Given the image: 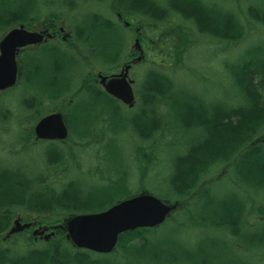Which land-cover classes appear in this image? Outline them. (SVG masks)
<instances>
[{
  "label": "trees",
  "instance_id": "1",
  "mask_svg": "<svg viewBox=\"0 0 264 264\" xmlns=\"http://www.w3.org/2000/svg\"><path fill=\"white\" fill-rule=\"evenodd\" d=\"M109 1L112 2L113 11L120 12L124 18L137 12L147 17L144 18L152 24V27H157L156 29L170 21L173 16L171 14L176 13L193 23L199 33L210 36L216 41L226 42V45L247 39L251 23L246 25V21L255 22L264 28V8L256 6L249 7L248 13L246 12L243 17L214 3V6H208L203 0H168L167 5L176 8L168 12L170 18L166 19L161 17V10L150 7L164 5L163 0H78V4L76 0H63L61 3L56 0V3L73 9L74 6H83L88 2ZM53 2L55 0H0V35L18 23H23L25 27L32 29L33 27H29V20L42 18L41 7ZM37 8L39 13L34 14ZM99 16L94 14L93 20L97 22L100 20ZM81 22L83 25L79 24L77 27L75 41L81 42L85 38L90 41L101 29V27L90 28L93 31L87 32V25L91 21L83 19ZM111 27L118 26L112 23ZM94 45L98 47L96 41ZM102 48L104 58L100 59H105L111 64L119 61L115 59L116 62H112L107 46L103 45ZM35 53L38 57L34 56ZM56 53L52 51V45L47 44L35 51L27 52L25 57L19 59V82L25 84L29 82L30 89L36 92L32 100L40 105L36 113L28 110L26 98L18 103L24 109L22 115L29 116V119H38L44 114L42 105L45 100L42 93L45 90L51 102L50 109L55 111L63 109L60 105L61 101L79 98L81 94L88 92V88L84 87L83 83L89 75L76 73L72 76L73 83L70 86V78L64 76V72L68 70L66 60L55 57ZM96 55L94 58H99ZM115 56L119 58L120 50ZM46 58L50 59L48 61L53 64L55 70L46 71V68H43ZM71 58L75 59L73 54ZM166 70L161 65L147 70L139 82L135 111L129 110L133 111L130 114L124 113L120 103L115 99L107 95L103 96L102 92L94 88L97 101L108 100L107 103L118 104L117 111L111 118L113 121L109 124L110 128L117 131L127 129V125L130 124L128 135L131 136L133 133L138 141L147 143V148L153 153L148 156L145 170H149V166L154 161L155 143L165 138L168 132L173 131L174 126L183 130H195L194 137L188 141L186 148L174 156L167 187L161 192L162 199L167 202L178 201L179 204L168 222L177 219L175 225L171 226L175 232L184 229L188 222L190 227L208 223L215 230L225 231L224 234L229 233V237L243 248L248 250L250 248L253 252L264 248V233L259 232L262 231L260 229L249 232L251 225L247 222L248 216L253 213L259 220L258 224H264V206L261 205L264 202V139L259 140V137L264 135V46L249 50L241 59L227 67L234 83L233 92L226 90V94L219 93V96L212 100L196 90L178 87L173 76ZM46 72L49 74L45 75ZM45 77L48 78L46 84H43ZM75 85L78 87L74 88ZM70 112L67 111L65 117L69 124L73 120L74 126L80 113L76 114L74 111L70 120ZM14 117L16 114H13L10 107L0 110V123L9 122L10 118ZM84 122L83 120L82 123L75 125L78 136L83 137L81 139L90 140L93 135H90L91 133L103 129L94 127L93 130L82 132ZM104 125L106 126L105 122ZM21 139L24 140L23 135ZM92 140L96 143V140L93 138ZM36 143L33 141L34 145ZM49 143L51 145L44 153V165L40 170L38 168V172L41 171L39 173L30 174L21 167L12 168L0 164V264H118L117 259L112 257L116 250L110 254L111 258L105 255L98 258L93 255L94 252L74 248L61 230L58 231L57 237L51 238L48 243L40 247L36 246L32 235L26 236L24 241L13 245L25 247L20 253L15 252L13 246L4 245L2 232L9 229L11 221L21 211L25 213V221H30L31 214L37 213L39 215L37 220L40 222L46 223L45 219L49 217L48 224H57L68 216L102 211L119 200L133 195L128 177L125 172L122 173L120 167L117 168L118 177L106 186L100 187L86 188L77 178L61 181L53 178L54 170H61L62 173L68 171V162L76 158V153L65 143L57 141H49ZM89 143L93 142L88 141L82 145ZM135 146L139 155H146L144 145L137 143ZM219 167L234 171L240 184L255 190L257 195L251 198L246 194L250 198V204L242 202L233 206L231 203L222 205L207 215L203 209H200L203 206L200 200L213 197L214 187L218 183L214 184L210 179L214 170ZM56 181L59 182L58 186ZM145 187L146 185L142 189L144 190ZM197 191L199 193L195 196ZM260 201L261 204L258 206ZM192 205H196L195 210L198 212L191 215ZM187 214L190 216H187L185 221L181 219V216ZM160 227L140 228L121 234L117 247L118 254L133 256L137 260L145 261L146 264H180L193 260V256L200 253L196 257L201 260L204 258L203 264H208L206 260L210 256L208 250L203 257L204 252L201 248L196 247L194 253H191V249H187L182 241H175L171 237L152 239V233H156ZM27 232L29 231L25 230L13 237L19 238ZM252 246L255 248L252 249ZM255 254L257 255L256 252Z\"/></svg>",
  "mask_w": 264,
  "mask_h": 264
},
{
  "label": "rangeland",
  "instance_id": "2",
  "mask_svg": "<svg viewBox=\"0 0 264 264\" xmlns=\"http://www.w3.org/2000/svg\"><path fill=\"white\" fill-rule=\"evenodd\" d=\"M62 1L63 0H58V3ZM167 1L168 0H163L162 2L166 5ZM203 1L204 4L208 6H214L215 4L216 6H221L223 9L235 11L243 17L246 12L248 13L249 7L251 6L264 8V0ZM58 3H56L55 0L53 3L47 4L44 7L42 6V18L37 20L34 19L33 21L29 20V27L34 28L35 25L41 24L42 21L47 19L57 20L61 26L68 29L69 27L72 29L73 26L76 25V20L78 22L82 19H89L91 23L87 25V32L93 31L90 28L94 29L95 27H101V29L97 31V35L93 32L94 36L92 37V42L89 43V45L92 46H95V41L98 43V47L95 46L97 48L95 55L98 54L96 56L99 58H88V63L85 64L83 55L79 53L77 49L68 48V46L73 47V40H69L68 46L66 44L67 48L62 47V49L56 53L55 57L58 56L66 60L65 63L66 66H68V70L67 68L65 69V71H67L64 72V76L70 78V86L73 83L72 76H75L76 73L78 75H82L87 71L88 73H94V71L96 73L99 72V69H102L103 72L110 73L114 69H117L121 61L130 58L131 51L134 53V28L129 29L124 26L123 22L116 17V11L113 12V6L111 5L112 2H88L86 5L78 6L81 8L78 12L67 6H59ZM76 4H78V0H76ZM38 10L39 8L33 13H39ZM94 14L100 15V20L97 22L93 20ZM137 14L138 13H136V15ZM136 15L133 13L129 15L128 18H124L133 22L134 25L137 23L142 25L140 42L142 43L145 54L141 62L137 63L130 73V76L136 81L135 88L139 87V81L143 78L147 70L153 67L157 68V66L160 67L161 65L173 76L178 87L196 90L209 100H212L218 97L219 93L226 94V90H229L228 92L230 93L233 92L234 83L228 73L227 67L234 63V61L241 59L249 50L257 46H264V28L252 21H246V25L247 23H251L250 32L246 40L240 43H230V45H226V42H219L210 36L199 33L193 23L183 19V17L181 18L177 14H174L170 18V21L163 23L158 29H156L157 27H152V24L140 15L138 17ZM164 18H168V16L165 15ZM112 23L114 26L118 27H111ZM79 24L83 25V22H79L78 26ZM187 33H189L188 36ZM3 34L4 33L0 35V38ZM103 45L107 46L109 55L112 56L111 61L116 62L119 60L118 62L111 64L105 61V59H100L104 58ZM163 49L164 51L162 52ZM119 50L120 56L117 58L115 55ZM72 54L75 59L71 58ZM24 55L25 53H20L19 59L22 58V56L24 57ZM34 56L38 57L37 53H35ZM180 57L182 59H179ZM115 59L116 61H114ZM48 60L50 59L44 61L43 68H46V71L55 70L53 64ZM103 61H105V63ZM48 74L47 72L45 73V75ZM47 78L48 77H45L43 79V84H46ZM35 93L36 92L30 89L29 82L26 84L22 82L2 92L0 95V110H6L10 107L13 114H16V117L10 118L9 122L0 123V164L12 168L21 167L23 170L26 169L29 171L30 174L41 172H38V168L40 170L44 165V153L51 145L49 142L39 141L36 145L33 144L35 140H33L34 131L32 127H34L37 120L40 118L34 121L33 119H29V116L26 117L24 114L22 115L24 109L18 105L20 101L26 98L29 106L28 110L36 112L37 107H40V105L38 106L32 100V98L36 96ZM102 95L106 97V95ZM42 96L45 100L42 105L44 106L47 103L46 100H48L46 90L42 93ZM95 97V89L89 88L88 92L81 94L79 98H73L74 104L71 112L69 110L71 108V103L67 106V103L64 104L60 102L64 110L61 111L65 113H67V111L68 113L70 112V120L73 118L74 111L76 114L80 113L77 115L78 117L76 118L75 125L82 123L84 120L85 122L82 126L84 130H81L82 132L93 130L94 127L103 129L91 133L90 135H93L90 140L89 138L81 139L83 137L78 136L72 120L70 122L71 131L69 139L67 140L68 143L65 144L73 148V151L76 153V158L69 160L68 171L62 173L61 170H54L52 177L56 178L58 181L77 178L81 180L86 188L93 186L100 187L106 186L116 179L118 177L117 175H119L117 168L120 167L123 171L122 173H126L129 186L133 193L140 192L143 190L142 187L146 185V190H151L150 192L161 197V192L167 187L174 156L176 153L182 152L186 148L188 141L194 137L193 134L195 130H183L174 126L173 131L168 132L165 138L155 143L154 161L149 166V170H145L148 156L150 153L151 155L153 153L150 148H147V143L138 141L136 135L133 133L131 136L128 135V131L130 132V124L127 125V129L123 128L113 131L109 124L113 121L111 118L114 117V112L117 111L116 107L118 104L112 102L107 103L109 102L108 100L97 101ZM100 98L102 99L103 97ZM119 105H121V109L124 113L130 114L135 111L134 109L133 111H129L125 104ZM50 108L51 106L48 105L42 109V112L44 113ZM22 135L24 136V140L21 139ZM92 138L96 140V143H94ZM263 139L264 135L259 137L260 141ZM88 141H92L93 143L82 145V143ZM137 143L141 146L144 145V154L146 155H139L137 153L138 149L136 150L135 146ZM138 156H140V160H138ZM120 175L123 176L122 174ZM211 178L210 181H212V183H218L214 187V195L212 198L200 200L203 205L200 209H203L207 215L211 214L222 205H230L231 203V206H233V204L242 202L250 204V198L246 196V194L250 195L251 198L257 195L255 190H251L245 184H240V181L236 178L235 172L232 170L228 171L226 168H216ZM58 181H56L57 186L59 185ZM198 193L199 191L196 192L195 196H197ZM260 204L261 201L258 202L257 205L259 206ZM261 205L264 206V202H262ZM195 206L196 205H192L190 207V209L192 208L191 215L198 212V210H195ZM38 216L37 213H32L31 221H36L38 224L51 225L47 223L49 217H46V223H42L40 220H37ZM187 216L189 217L190 214L181 216V219L185 221ZM17 217H22L24 220L25 213L22 211L19 212L11 221L9 229ZM175 221L168 222V220H166L163 223L165 225L162 224L163 227L159 226L160 228L158 231L152 233V239L157 237L159 240L163 237H171L175 241H182L187 249H191V253H194L196 247L201 248L204 252L203 257L204 255L206 256L208 250L210 255L206 258L208 264H241L242 262L243 264H264V248L254 252L250 248L249 250L243 248L238 245L237 241L229 237V233L224 234L225 231L215 230L208 225V223L197 227H190V222H188L185 228L183 227L184 229L175 232L173 227H171L175 225ZM247 222L251 225L248 230L249 232H256L260 229L262 231L259 232L264 233V224H258L259 220L253 213L248 216ZM9 229L3 231L2 235L5 236ZM30 235L31 232H27L19 238L10 237L8 240L4 241V245L7 247L13 246L16 242L24 241L26 236L29 237ZM57 236L58 234L53 238ZM35 243L36 246L40 247L48 242L38 239L35 240ZM13 247L15 252L18 253L25 250V247L21 245ZM168 248H170V246H168ZM254 248L255 247L252 246V249ZM117 254L118 248L112 255L113 258L117 259L118 264H146L145 261L137 260V258L133 256L124 253L120 255ZM93 255L98 258L104 257L97 252H94ZM197 255L193 256V260L180 264H203L204 258L201 260L196 257ZM105 256L111 258L110 255Z\"/></svg>",
  "mask_w": 264,
  "mask_h": 264
},
{
  "label": "water",
  "instance_id": "3",
  "mask_svg": "<svg viewBox=\"0 0 264 264\" xmlns=\"http://www.w3.org/2000/svg\"><path fill=\"white\" fill-rule=\"evenodd\" d=\"M45 41L44 32L30 31L24 25L11 29L0 40V92L12 88L19 78L17 54L20 49L40 44ZM136 46L140 47L139 39ZM143 52L137 60L141 61ZM130 65L121 73L108 76L99 74L100 82L105 90L127 104L135 105V94L128 80ZM38 139L65 140L69 135L68 126L61 112L51 113L41 118L35 126ZM178 207V202L170 203L161 198L143 191L129 198L121 200L106 210L94 213L78 214L65 220V224L55 226L64 228L66 236L76 247L86 248L100 253H109L117 245L119 237L126 231L137 228L158 227L171 216ZM32 223H22L20 218L8 235L29 228ZM47 228H38L34 234L43 235ZM54 233L46 234L48 240Z\"/></svg>",
  "mask_w": 264,
  "mask_h": 264
},
{
  "label": "flooded vegetation",
  "instance_id": "4",
  "mask_svg": "<svg viewBox=\"0 0 264 264\" xmlns=\"http://www.w3.org/2000/svg\"><path fill=\"white\" fill-rule=\"evenodd\" d=\"M167 4L166 5L159 4V5L150 6V7L155 8L156 10H161L162 11L161 17L164 18V16L167 15L168 18H170V15L168 14V12H170L171 10H174L176 8V6L168 7L170 5H167ZM74 7L75 8H73V9L76 10V12L80 11V9H81L80 7H77V6H74ZM136 13L134 12L135 15H136ZM119 14H120V12H117L116 17H118V19H120V21L123 22L124 26L128 27L129 29L133 28L132 25L130 24L133 22H129V21H127V19H124L123 17H119ZM174 14H176V13H172L171 15H174ZM139 15L141 16V14H139V13L136 16L138 17ZM141 17H145V16H141ZM145 18H147V17H145ZM82 20H80L78 22L76 20V25H74L72 29L70 27L68 29V28H65L64 26H61L57 20L47 19V20L42 21L41 24L35 25L36 28L34 27L33 30H37L40 32L43 31L45 34V38H46L45 41L39 45L38 44L37 45H31V46H27V47L21 49L18 53V56L20 55V53L22 54V53L32 52V51H35L36 49H38L39 47H41L42 45H47V44L52 45V51L54 53L60 51L62 49V47H66V44L68 46L69 40H73V38H77V36H75V33H77L78 23L81 22ZM141 29H142L141 24L137 23L134 25L135 40L137 38L141 39ZM77 41H76L77 44L75 45V41L73 40L72 41L73 47L68 46V48H76L77 51L83 55L84 63L87 64L88 60H89L88 58L95 57L94 54L96 51V47L89 45V43H91V40L88 41V39H86L83 42H80V41L77 42ZM140 45H141V48H137V47H135V45L133 46V52L134 53H132V51H131L130 58L120 62L119 66L116 69L117 71L114 69L112 72L107 73V72H103L102 69H99L98 70L99 72H96V73H95V71H94V73L93 72L88 73V71L85 72L84 74L89 75V76H87V80L83 83L84 87H86V88L87 87H93V88L97 87L99 92H102L103 94L115 99L116 102H119L120 100H118V99L112 97L111 95H109L108 93H106V91L103 89V87L100 83V79L98 78V76L101 73L103 75L108 76V79H110V78H112L113 75L119 74L128 65H131V67L129 68V72H128V79L132 82L135 94L137 96L138 90H136V88H135L136 81L130 76V73L133 71V68L137 65V63H139V61H137V57L140 54V51L138 49H141L144 51L141 42H140ZM103 62L105 63V61H103ZM69 104L70 105L74 104L73 98H70L67 101V106H69ZM63 142H66V141H63ZM38 226L39 225H34V228H36Z\"/></svg>",
  "mask_w": 264,
  "mask_h": 264
}]
</instances>
